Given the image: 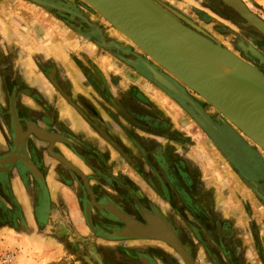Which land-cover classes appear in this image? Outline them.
<instances>
[{
	"label": "rangeland",
	"instance_id": "1",
	"mask_svg": "<svg viewBox=\"0 0 264 264\" xmlns=\"http://www.w3.org/2000/svg\"><path fill=\"white\" fill-rule=\"evenodd\" d=\"M44 1L56 6L32 0H0V111L4 108L3 110L9 113L10 109L14 110L15 102L19 103V99L10 102L4 96V91L7 94L8 88L15 89L17 86L10 82L9 79L11 77L7 72V67L12 58H17L19 61L28 60L26 61L27 63L34 62L35 66H41H39L41 69L40 74L44 72V77L47 79L43 78L46 80H43V88L46 90L45 94H47V91L50 94L49 97H46L45 94L43 95L42 92H39V98L35 99L42 110H48L45 106H42L43 104H55L56 108L76 107L74 100L70 97L68 98L71 94L66 90L68 89V85L72 81H75L82 86H88L91 109L96 110L99 108L107 114L110 112L111 119L113 121L116 120V129L126 135L125 137L123 134L125 139L118 138L119 135L112 131L111 125L108 124L103 128V119L95 116L98 121L94 119V123L97 124H92L93 128L97 132L101 129L100 137L117 150L119 154L118 160H120V165L117 168L124 170L118 175L121 176L119 177L120 179L116 180L114 179L115 176L111 175L113 180L105 182L102 185L104 186L102 193H108L112 196L109 202H112V198H116V202H122L127 208L131 209L129 205L131 203L125 202L126 200L124 199L126 198H123L125 192H129L132 183L136 184V180L129 173L133 171L136 176L133 169L139 170L144 167V164L141 166V162H138L137 156L145 153V151L141 150V147H147L149 151H146V156H148L149 160H146L147 164L146 162L145 164L146 166L148 165V170L153 173V176L156 172L158 176L165 178L162 172V166L164 165L169 170H172L170 172H172L173 177V163L175 160L180 159V169L183 172L187 171L189 173L190 180L183 181L179 185V182L175 179V186L182 188L185 186L187 190L193 193L185 191L187 195L190 194V197L191 195L193 196V200H195L194 195L196 193L194 190L198 188L200 183L202 185L201 187L199 186L201 189L198 191V198H201L200 192L202 191L204 192L202 197L210 196L211 194V197L217 200L218 196V203H212L211 206L206 205L208 214L213 218L216 215L220 218L228 216L231 219L235 216L236 220L240 222V226L244 227V220L246 219L250 204H256L252 206L254 209L260 206L264 210L263 199L260 200L258 197V194L264 196V191L262 190V187H264V178H262L264 176V164L262 163V169H255L262 172L261 175L257 176L252 174V172L250 173V169H243L237 166L236 160H234L235 162L230 161L224 149L221 148L222 146L216 143L219 135H211L205 124V122L209 121V118H212L214 124H223V121H226L222 119L221 115L212 106L180 82L179 84L183 86L184 91L188 93L187 98L172 93L154 82L148 76V73L143 72V68L137 65L134 55H138V57L146 59L149 62L153 61L82 0ZM156 1L185 25L191 27L174 14L171 9L192 20L222 46L242 57L245 56L241 55L239 50L241 48L239 44L241 39L245 42H253L258 36L264 38L261 32L221 0L223 4L238 14L241 20L236 16L238 19H234L235 22L225 18L222 10L219 8H216L217 10L210 9L205 5L204 0ZM243 1L254 13L264 20V0ZM60 7H71L75 10L73 14L77 15L79 13L84 18L72 16L65 12L66 9ZM205 14L207 17L203 18ZM90 28H94V31ZM85 30H91V32L88 33ZM17 55L20 56L16 57ZM246 59L253 63L257 60L252 59L251 56H248ZM23 61L16 62L15 65H19V63L23 64ZM16 68L18 66H14V69ZM161 71L168 74L163 68H161ZM59 78L63 83L59 82ZM17 80H19V77H17ZM19 92L21 91H16V89L15 92L12 91V93L18 96L20 95ZM57 96L59 97L58 100ZM187 100L195 102L197 104L196 107L199 109L198 112H203L208 117L201 120L202 116L200 117L199 114L189 107ZM81 101L82 103L84 102L83 100ZM187 108H191V110ZM129 110H131V114ZM83 111L81 110V112ZM13 117L16 119V114ZM38 119L43 121L42 118L38 117ZM155 120L165 122L166 125L164 131H162L164 135L152 134L161 131L160 127H156L155 122L157 121ZM31 122L47 131L58 134L60 138L57 141L63 140V135L60 133L44 128L34 121ZM31 122H25L24 130L28 128ZM232 127L236 135L241 137V139L243 138L252 147L254 146V143L243 133L233 125ZM127 132H130V136L131 134L139 135L138 139L141 141L135 139V142H133L135 147L139 145L137 147L138 153L135 147L134 149L133 147H127L126 143H130L128 139H131ZM139 132L144 133V135H141ZM37 137L40 138L39 136ZM115 137L119 141H116ZM13 142L15 143L14 140ZM114 143L120 148H117ZM158 143L163 144V146L158 147ZM8 144L9 142L5 143L6 146ZM154 150L156 154H159V160L155 158L156 154L152 152ZM260 150V148H257L258 155L260 158H264V152ZM140 158L142 159V157ZM108 173L110 175V169ZM193 173L197 175L195 176ZM190 174L194 177H191ZM165 176L166 178L163 179L164 183L166 186H170L167 182L168 174H165ZM121 182L126 186H123ZM8 186L6 182L0 181L1 195L2 193L8 194ZM81 186L82 191L88 190V186H86L84 181L81 182ZM157 186H160L158 182ZM189 187L191 188L189 189ZM257 188L258 190H255ZM120 192H124L122 196ZM171 202L175 204L174 207L178 208L171 212L165 211L166 215L175 224V229L180 230L185 236L186 242L183 245L189 250L195 263L218 264L216 248H212L213 245L210 243L209 251L205 252L203 248L204 244L200 241L202 239L211 242V233H207L206 229L199 223L195 224L196 220L192 218L186 207L176 205L181 204L176 195L172 197ZM234 210H238L239 219ZM15 215V219L19 218L17 212ZM5 219H7L6 215L2 212V207L0 206V261L5 260L4 254L7 250L4 244V236L6 235L4 234V230L6 229H3V226H1ZM193 226H198V231L200 232L201 230L205 238L203 236L198 237L196 232L191 230ZM247 238L250 239V236L247 235ZM145 241L139 246L142 247L144 245L145 249H143V252L148 250L149 252L147 251V253L155 257L154 260L158 264H186L179 251L170 243L156 239L154 241L148 240L146 241L147 243ZM153 250L154 253H151ZM258 259L257 253H254V260ZM5 262L10 261L6 260Z\"/></svg>",
	"mask_w": 264,
	"mask_h": 264
},
{
	"label": "crops",
	"instance_id": "2",
	"mask_svg": "<svg viewBox=\"0 0 264 264\" xmlns=\"http://www.w3.org/2000/svg\"><path fill=\"white\" fill-rule=\"evenodd\" d=\"M21 61L12 58L7 67V72L11 77L10 82L17 85H15L16 91L21 92L18 96L12 93V91L15 92L14 88H8L7 94L4 91V96L10 102L19 99V103L15 102L14 110H10L9 113L5 112L4 108L0 111V156L8 153L11 148L13 129L17 120L20 126L23 125V128L26 121H34L44 128L60 133L63 135V140L55 142L51 148L52 145L48 141L29 135L22 143L20 152L18 151L17 160L9 164L8 194H0V206L10 213V217L5 219L1 225L3 229H6L4 230V234H6L4 244L7 250L4 254L5 260L0 261V264H140L137 256L140 251L145 249V246L140 247L139 245L149 239L137 238L134 235L124 238L119 228L120 220L103 218L102 213L99 212L102 207L97 206L93 199L96 196L101 197L104 189L102 185L113 180L111 175L115 176L114 179L117 180L121 177L118 175L124 171L117 168L120 165L117 150L100 137L101 129L97 132L93 128L92 124H97L94 123V119L98 121V116L102 118L103 128L108 124L111 125L112 131L119 135L118 138L125 139L126 135L116 129V120L111 119L110 112L109 115L99 108L91 109L88 86H82L75 81H72L66 90L71 94L68 98L74 100L76 107L65 108L59 105L61 108H56L55 104H43L42 106L48 110H42L35 99L39 98V92H42L43 95L46 93L43 88V80L46 79L44 72L40 74L41 66L39 64L40 67L35 66L34 62L27 63L28 60L23 61V64L15 65L16 62ZM14 66H18V68L14 69ZM59 82L63 83L60 78ZM48 93L47 91L46 97H49ZM81 100L84 102L82 103ZM79 107L81 109H77ZM81 110L84 111L81 112ZM12 114L14 116L16 114V119ZM38 117L43 121H40ZM223 123H226L230 129L232 128L233 130H231L236 134L232 124L226 121ZM139 133L144 135L142 132ZM128 135L131 137L128 139L130 143H124L127 147L134 149L135 139L141 141L138 139L139 135L131 134L130 136V132ZM114 139L119 141L116 137ZM239 139L246 142L241 137ZM7 142L10 145L6 146ZM157 146L160 147L163 144L158 143ZM135 148L138 153V148ZM143 149L145 153L137 154V157L138 162H141L140 165L144 164V167L139 169L140 172L136 168V170L133 169L136 176L133 171L129 173L136 180V184L132 183L136 187V196L138 199L157 204L166 218L171 221L165 211H175L176 207L169 206L168 198L155 187H151L149 181L153 178L148 176L150 171L148 165L146 166V160H149L146 151H149V148L143 147ZM51 151L65 158L72 167L66 165ZM259 159L264 164V158L259 156ZM255 169L260 170L250 164V173L261 175L262 172ZM188 175L187 171L183 172L182 170L183 177L178 178L174 173L172 178L176 179L180 185L183 180L184 182L190 180ZM190 175L194 177L192 174ZM83 181L88 186L86 191H82L81 182ZM201 185L200 183L199 186L201 187ZM199 186L194 190L196 191L194 201H192V195L190 197V194H186L185 191L189 193L191 191L187 190L185 186L181 187V192L185 201L193 202L196 205L195 212L201 214L200 216L195 215L186 208L192 218L196 220L195 224L199 223L207 233L210 232L212 235L211 242L200 239L204 244V251L208 252L209 244L212 243V248H216L218 264H264L263 208L257 206L254 209L252 206L256 204H250L244 220V227L240 226V222L236 220L235 216L232 219L228 216L220 218L218 215L213 218L208 214L206 205L211 206L212 203H218V196L217 200L211 197V194L202 197L204 195L202 191L200 192L201 198H198V191L201 189ZM164 187L167 186L164 184ZM262 188L264 191V187ZM174 193V191L172 193L168 191L171 199L176 195ZM109 195L111 196V194ZM91 196H93L91 199L96 206L92 205ZM178 197L177 199H179ZM258 197L260 200H264V196L261 194H258ZM114 199L116 200V198ZM16 212L19 214V218L15 219ZM234 212L239 219L238 210H234ZM112 227L118 231H111L114 229ZM197 227L193 226L191 230L196 232L198 237L205 238L203 232L201 230L199 232ZM247 235L250 236V239L247 238ZM147 251L145 252L147 253ZM151 253H154V250ZM254 253H257L258 260H254ZM6 260L10 262H5Z\"/></svg>",
	"mask_w": 264,
	"mask_h": 264
},
{
	"label": "water",
	"instance_id": "3",
	"mask_svg": "<svg viewBox=\"0 0 264 264\" xmlns=\"http://www.w3.org/2000/svg\"><path fill=\"white\" fill-rule=\"evenodd\" d=\"M43 4H50L44 0H32ZM106 21L125 35L136 47H138L148 58L159 67L163 68L168 74L158 72L146 59L140 58V63L146 65L152 78L159 86L166 90L179 94L187 98V93L173 88L166 78L173 76L175 80L186 86L194 93L203 98L212 106L227 122L232 124L250 141L254 143L252 147L247 142L241 144L251 154L254 166L262 169V162L259 159L257 148L264 151V72L253 62L246 59L251 56L264 63V54L258 49L257 45L249 42L259 53L254 54L253 50L245 48L239 44L244 52L242 57L230 49L222 46L216 39L210 37L201 27L183 14L171 9V11L181 18L185 25L177 17L162 7L156 0H82ZM226 5L233 8L249 24L254 26L264 35V20L254 13L243 0H221ZM52 5V4H50ZM56 6V5H52ZM169 8V7H168ZM187 43L194 48H203L205 51L217 53L229 59V61L240 64L246 70V74L235 77L238 84L250 86L249 90L235 87L232 83L216 78L208 74L198 66L192 57L186 53L183 43ZM138 65V64H137ZM159 73H157V72ZM158 75H157V74ZM164 75V76H163ZM251 86L253 88H251ZM183 87V86H182ZM181 89V88H180ZM259 107V108H258ZM39 136L43 140H48L51 144L58 140L59 135L47 131L36 124L29 123L26 131L20 130L19 138L16 139L15 152L18 151L19 144L28 134ZM112 141V140H111ZM113 142V141H112ZM117 148H120L114 143ZM50 150H52L50 148ZM55 156L65 164L72 167L68 161L60 155ZM0 162H4L0 158ZM123 218L128 224L129 229L139 236H153L149 232L140 229L145 227L134 218L124 214ZM149 224L156 222L162 224V232H157L160 238L168 241L181 254L186 264H196L189 250L178 240L171 230L170 225L162 217H152L147 214ZM147 224V225H149Z\"/></svg>",
	"mask_w": 264,
	"mask_h": 264
},
{
	"label": "flooded vegetation",
	"instance_id": "4",
	"mask_svg": "<svg viewBox=\"0 0 264 264\" xmlns=\"http://www.w3.org/2000/svg\"><path fill=\"white\" fill-rule=\"evenodd\" d=\"M49 1V0H48ZM204 2H205V5L206 6H208L210 9H216V8H219L220 10H222L223 11V16L225 17V18H228V19H231L232 21H234L235 22V20L234 19H238L239 18V20H241V17L238 15V14H236L234 11H232L231 10V8H229L228 6H226L225 4H223L220 0H204ZM60 8H64V9H66L65 10V12H67L68 14H70V15H72V16H78V17H80V18H84V16L83 15H81V14H77V15H75V14H73V12H75V10L74 9H72L71 7H60ZM217 10V9H216ZM201 13H203V12H201ZM238 17V18H236V17ZM207 16H206V14L203 16V18H206ZM243 24H245L244 22H242ZM89 27V26H88ZM90 29H94V28H90ZM94 31V30H93ZM85 32H88V33H90L91 32V30H85ZM96 36H98L97 34H96ZM259 37V38H258ZM258 37H256V39L255 40H253V43L254 44H256L257 45V47H258V49L260 50V51H262V53H264V38L262 37L261 38V36H258ZM247 42V41H246ZM249 42V41H248ZM237 43V42H236ZM237 46H238V43H237ZM238 48H239V46H238ZM123 49H125V48H123ZM239 50H240V54L241 55H244L243 54V52H242V50H241V48H239ZM134 58H135V62L138 64V66L140 65V60H139V58L140 57H138V55H134ZM151 62V61H150ZM133 63H134V61H133ZM254 63H255V65H257L263 72H264V64H262V63H260L258 60H255L254 61ZM142 65V64H141ZM146 66V65H145ZM140 67V66H139ZM142 68V67H141ZM159 68V70H160V72L162 73V74H165L163 71H161V68L160 67H158ZM143 72H144V70H143ZM188 101V100H187ZM187 104L189 105V107H191L197 114H199L200 115V117H201V120H202V118H206V117H208L207 116V114H205V113H203V112H201V113H199L198 111H199V109L196 107L197 106V104L195 103V102H191V101H188L187 102ZM129 107V106H128ZM191 108H187L188 110H191ZM11 110V109H10ZM129 113L131 114L132 112H131V110H129ZM205 114V115H204ZM143 119V118H142ZM144 120V119H143ZM148 120V119H147ZM155 121H157V120H155ZM144 123V122H143ZM30 124H32V122L30 123ZM205 124H206V126H207V130H208V132H210V134L212 135H219V139H218V141L216 142V143H218L219 144V146H222L221 148H223L224 149V152L227 154V156L230 158V161L231 162H235L234 160H236L237 161V166H239L240 168H243V169H250V164H248L245 160H243V159H239L233 152H232V150H231V148L225 143V141H227L228 140V137H229V135H232V134H235L231 129H230V127L225 123H223V124H214V122H212V118H209V121L206 123L205 122ZM15 128L13 129V140L15 141V143H16V139H18L19 138V134H20V130H22V131H26V130H28V128H29V126H28V128H26L25 130H24V128L22 127V124H21V126L18 124V122L16 121L15 122ZM154 125V124H153ZM155 125H156V127H160L161 128V131H158V132H154V133H152V134H162V135H164L163 133H162V131H164V127H165V122L164 121H161V122H159V121H157V122H155ZM14 126V125H13ZM23 128V129H22ZM19 131V132H18ZM148 134H151V133H149V132H147ZM29 136V135H28ZM25 139H26V136H25ZM24 138H23V140L22 141H24L25 140ZM55 142H57V141H55ZM55 142L53 143V144H51L50 142H49V144L50 145H52L51 146V148H53V145L55 144ZM15 143L13 142L12 144L13 145H11L10 147L12 148H10L8 151V153H6V154H4V155H2V156H0V158H3L4 159V162H0V181L2 180L3 182H8V172H9V164L11 163V162H14L15 160H17V158H18V156H19V152H20V149L22 148V144L20 143L19 144V149H18V151L17 152H15L14 150H15ZM223 143H225V145L223 144ZM138 144V143H137ZM217 144V145H218ZM139 146V145H138ZM137 146V147H138ZM229 148H228V147ZM53 150V149H52ZM141 150L142 151H144V149H143V147H141ZM153 153H155V150L154 151H152ZM160 153V152H159ZM156 154V153H155ZM155 158L157 159V160H159V154H156L155 155ZM1 161V160H0ZM180 159H177V160H175L174 161V163H173V172L177 175V177L179 178V177H183L182 176V171H181V169H180V166H179V163H180ZM163 165V164H162ZM235 166V165H234ZM8 167V168H7ZM153 170V169H152ZM137 171H139L138 169H137ZM154 171V170H153ZM170 171H172V170H169L167 167H165L164 165L162 166V172L164 173V177L166 178V176H165V174H168V178H167V182H168V184H170V186L168 185L166 188L164 187V180L163 179H165V178H161V176H158V173H154V176H153V173H151V172H149L148 174V176L151 178H153V179H150V181H149V183H150V185H151V187L153 188V187H155L160 193H162V195H164V196H166L167 198H168V203H169V205L171 206H174L175 204L174 203H172L171 202V198L169 197V194H168V191H169V193L171 192H175L174 194H176V197H178L177 195H180L181 197H178L179 199H181L180 201H181V204H176V205H183V207H186L189 211L191 210V212L192 213H194L195 215H201V214H198L197 212H195V208H196V205L193 203V202H191V203H188V202H186L185 201V199H184V197H183V195H182V192H181V187L180 186H175V179H173L172 178V172H170ZM140 172V171H139ZM173 173V174H174ZM243 173V172H242ZM171 177V178H170ZM160 180H162V181H160ZM122 181V180H121ZM184 181V180H183ZM157 182H158V184L160 185V186H157ZM122 183V182H121ZM183 183V182H182ZM122 185H123V183H122ZM125 185V184H124ZM123 185V186H124ZM133 185V184H132ZM126 186V185H125ZM165 186H166V184H165ZM191 187H189V189H190ZM122 192V191H121ZM165 192V193H164ZM107 193V192H106ZM124 193V192H123ZM123 193H120L121 194V196H122V194ZM136 194H137V191H136V187L133 185V186H131L130 187V190H129V192H125V194H124V197L123 198H126V199H124V200H126L125 202H127V203H131V204H129L130 206H131V209L130 208H127L126 207V205L125 204H123L122 202H116V200L114 199V198H112L113 200H112V202H109V200H111L110 199V195L107 193V194H105V193H102L101 194V197L99 198L98 196H96L95 198L93 197V196H91L90 197V200H91V202H92V205H94V206H96L94 203H93V201H92V197H93V199L95 200V202H97L96 204H97V206H99V207H102L101 208V210L99 209V207H98V209H99V212H101L102 213V216H103V218H107V219H109V220H111V219H114V220H120L119 221V224H120V229H121V232H122V234H123V236H124V238H128V236L129 235H134V237H137V238H144V239H149V240H152V241H154L155 239L156 240H163L164 242H167L168 243V241H166V240H164V239H162V238H160L158 235H153V236H139V235H136V234H134L130 229H129V226H128V224L125 222V220H124V218H123V215L124 214H126V215H128V216H130V217H132V218H134L135 220H137L139 223H141V224H143V225H146L147 226V224H149V220L147 219V214H150L152 217H154V218H156L157 216H160V217H162V219L165 221V222H167L169 225H170V227H171V230H172V232L174 233V235L178 238V240L182 243V244H185V242H186V239L184 238L185 236L181 233V231L180 230H176L175 229V227H174V225L175 224H173L171 221H169L167 218H166V216H165V214H164V212L162 211V210H160L159 209V206L157 205V204H155L154 202H150V201H146V200H144V199H138V197L136 196ZM98 197V198H97ZM144 201V202H143ZM192 201H194V200H192ZM90 202V201H89ZM90 202V203H91ZM176 207V206H175ZM178 208V207H177ZM177 208H175V209H177ZM2 212L6 215V218L8 219L9 217H10V213L7 211V210H4L3 208H2ZM14 217H16V215H14ZM107 228H108V226H107ZM112 228H114V227H112ZM112 228H110V229H112ZM118 228V227H117ZM118 231V229H116V228H114V229H112L111 231ZM115 231V232H116ZM137 258H138V261H139V263L140 264H158L155 260H154V258L155 257H153V256H151L150 255V253H146V252H139V254H138V256H137Z\"/></svg>",
	"mask_w": 264,
	"mask_h": 264
},
{
	"label": "bare ground",
	"instance_id": "5",
	"mask_svg": "<svg viewBox=\"0 0 264 264\" xmlns=\"http://www.w3.org/2000/svg\"><path fill=\"white\" fill-rule=\"evenodd\" d=\"M241 45H243L245 48H249L251 51L253 50L254 54H258L259 51L249 44V42H245L243 39L240 41ZM186 49V53L192 57L195 61V63L200 66L202 69H204L208 74H211L215 76L216 78H219L221 80L227 81L232 83L235 87L243 88L246 90H249L250 86L238 84L236 82L235 77L237 75H244L246 74V69L243 68L240 64H235L226 57H223L221 55H218L217 53H212L210 51H205L203 48H194L193 46L183 43ZM149 62V61H148ZM158 72H160L158 65L154 62H150ZM140 63V68L142 67L145 72H149L144 64ZM156 71V72H157ZM157 72V73H158ZM156 73V74H157ZM159 74V73H158ZM157 74V75H158ZM164 76V75H163ZM166 78V81L176 90L182 92L184 91V88L175 80L173 76H170V78ZM181 88V89H180ZM251 88H253L251 86ZM259 108V107H258ZM19 132V131H18ZM225 143L231 148L232 152L239 158L245 160L248 164L251 165L254 164L253 158L250 155L251 153L243 147L241 144V141L239 137L236 134L229 135L228 140L225 141ZM225 143H223L225 145ZM226 146V145H225ZM227 146V147H228ZM228 147V148H229ZM261 151V150H260ZM264 152V151H262ZM163 227V225L160 223L152 222L149 225L145 227H139L142 230H145L146 232H149L153 235H159L157 232H162L163 229H160ZM160 236V235H159Z\"/></svg>",
	"mask_w": 264,
	"mask_h": 264
}]
</instances>
